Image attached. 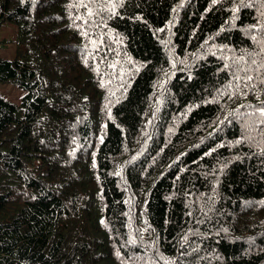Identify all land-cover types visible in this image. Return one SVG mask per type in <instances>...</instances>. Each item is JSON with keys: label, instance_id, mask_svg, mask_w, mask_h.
Returning <instances> with one entry per match:
<instances>
[{"label": "trees", "instance_id": "obj_1", "mask_svg": "<svg viewBox=\"0 0 264 264\" xmlns=\"http://www.w3.org/2000/svg\"><path fill=\"white\" fill-rule=\"evenodd\" d=\"M0 264H264V0H0Z\"/></svg>", "mask_w": 264, "mask_h": 264}, {"label": "rangeland", "instance_id": "obj_2", "mask_svg": "<svg viewBox=\"0 0 264 264\" xmlns=\"http://www.w3.org/2000/svg\"><path fill=\"white\" fill-rule=\"evenodd\" d=\"M16 29L14 23L6 22L0 27V57L12 59L15 56ZM0 94L13 101H19L24 94L13 82H0Z\"/></svg>", "mask_w": 264, "mask_h": 264}]
</instances>
